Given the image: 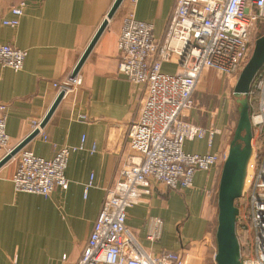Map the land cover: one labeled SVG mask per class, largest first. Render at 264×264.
<instances>
[{
	"label": "crops",
	"instance_id": "0c3cea01",
	"mask_svg": "<svg viewBox=\"0 0 264 264\" xmlns=\"http://www.w3.org/2000/svg\"><path fill=\"white\" fill-rule=\"evenodd\" d=\"M21 2L26 7L20 24L10 28L0 23V44L28 53L19 72L0 65V105L7 107L11 149L46 117L58 97L54 83L73 74L115 0H0L2 17L11 19L7 10ZM175 3L139 0L135 16L153 24L160 40L166 35ZM127 5L123 2L82 66L83 85L63 98L42 134L24 148L50 160L65 146L83 145L69 157L68 190L57 189L49 198L18 192L12 182L17 160L0 169V264H76L107 189L118 181L124 166L134 162L127 131L140 113L146 88L129 82L119 72L117 43ZM163 71L175 73L176 66L166 63ZM211 72L201 79L205 86L213 76H220L218 71ZM196 98V109L189 118L219 132L187 141L185 151L202 155L226 151L232 134L229 109L202 103L201 93ZM7 154L0 150V161ZM220 172L218 167L198 172L193 187L181 191L155 184L153 193L127 214L126 223L141 247L153 255L187 253L192 264H215L217 243L212 227L218 199L208 192L218 190ZM155 219L162 220L163 226L160 238L152 242L147 236L154 230Z\"/></svg>",
	"mask_w": 264,
	"mask_h": 264
},
{
	"label": "built area",
	"instance_id": "2783aa9c",
	"mask_svg": "<svg viewBox=\"0 0 264 264\" xmlns=\"http://www.w3.org/2000/svg\"><path fill=\"white\" fill-rule=\"evenodd\" d=\"M127 1L118 37L119 72L129 82L143 85L146 98L138 117L127 131L128 148L134 162L120 172L118 181L107 189L105 200L76 264H192L187 253L163 252L153 255L144 250L128 227V210L153 193L155 184L173 190H186L194 185L198 172L221 168L228 149L217 154H191L185 151L187 141L213 137L219 130L204 128L189 114L196 109L194 96L203 75L211 70L224 75L228 84H237L255 46L256 35L264 29V0H176L166 35L157 39L154 26L135 16L139 0ZM26 3L11 6V19L2 17L3 26L16 28L24 15ZM28 53L9 44H0V65L19 72ZM176 66L175 73L163 71V65ZM256 81L259 101L251 116L252 124L264 143V73ZM83 85L80 73L54 83L64 98ZM253 92L250 93V95ZM85 118V117H84ZM40 123L34 125L40 129ZM47 139V137H44ZM7 107L0 105V150L9 153ZM254 147V145H253ZM65 146L53 159L47 160L22 149L16 156L17 169L12 182L18 192L49 198L57 189L68 190L66 177L69 157L82 150ZM94 151V148L92 149ZM251 178L242 196L247 195L248 223L241 231L252 234L251 248L243 264H264V148L255 151L249 165ZM92 179L85 187V196ZM208 195L216 201L218 190ZM218 204L214 206L215 217ZM217 219V218H216ZM148 240L161 236L163 222L155 219ZM217 222L212 227L216 238ZM216 264V263H215Z\"/></svg>",
	"mask_w": 264,
	"mask_h": 264
},
{
	"label": "water",
	"instance_id": "95a60500",
	"mask_svg": "<svg viewBox=\"0 0 264 264\" xmlns=\"http://www.w3.org/2000/svg\"><path fill=\"white\" fill-rule=\"evenodd\" d=\"M124 0H115L107 18L104 20L93 40L87 47L72 76L80 73L82 66L96 45L97 41L113 19ZM264 68V34L255 42L253 53L243 68L234 88V96L238 104L239 120L228 148V154L221 168L218 186V216L216 243V264H243L241 246L237 235V220L240 214L236 202L242 197L250 161L253 157V124L250 115L249 96L252 85L260 71ZM64 98V93L58 95L48 114L40 124L44 129L58 105ZM40 133L39 129L13 148L1 161L0 169L9 163Z\"/></svg>",
	"mask_w": 264,
	"mask_h": 264
},
{
	"label": "rangeland",
	"instance_id": "374dc122",
	"mask_svg": "<svg viewBox=\"0 0 264 264\" xmlns=\"http://www.w3.org/2000/svg\"><path fill=\"white\" fill-rule=\"evenodd\" d=\"M263 34H264V29L261 28L259 30L258 34L256 35L257 36L256 40L258 38H260ZM256 40H255V42H256ZM211 71H213V70H211ZM211 71H208V72H211ZM218 75H220V76H213L211 78V81L208 84V86H205L204 83H201V82H200L201 84L199 83L197 92L194 96V102H195V104L197 103L196 95L198 93H201L204 95V100H202V103L207 104V105L212 104L213 109H215V107L219 106V105L225 106L224 108L229 109L230 114H231L232 134L230 136V140L228 143V147H227V149H228L229 145L233 139V136H234V133H235V130L237 127V123L239 120L238 104H237V100L234 96V88L236 85H234L233 82L231 85L228 84L226 82V79L223 77V75H221L220 73ZM256 88H257V85H256ZM254 92H255L254 95L252 94L249 96L250 115L251 116H252V113H251L252 106L256 107L258 104V101H259L258 100L259 99V92H258V95H256L257 91H254ZM260 137H261V135L260 136L258 135L257 129L253 126V142H252V144L254 145L255 151H257V152L263 151V148H264V143H263V140L261 139L262 137L261 138ZM15 158H16V156L13 159H15ZM253 160H254V152H253V157H252L250 162H252ZM247 200H248V197H247V195H245V196H242L237 201V202H239V205H237V206H238V208L240 207L239 208L240 214H239V217L237 220V235L239 237L240 246H241L242 261L246 260V258H247L246 256L248 255L246 248H251V243H252V234H248L249 237L247 239V237H246L247 235L245 236V234L241 231V228H240V227H242L243 224L246 225L247 223L249 226H246V228H250V226H251L250 220L247 219L248 211H249V209H248L249 205H248ZM217 216L218 215H216V218H217ZM215 222H217V219Z\"/></svg>",
	"mask_w": 264,
	"mask_h": 264
},
{
	"label": "trees",
	"instance_id": "16d2710c",
	"mask_svg": "<svg viewBox=\"0 0 264 264\" xmlns=\"http://www.w3.org/2000/svg\"><path fill=\"white\" fill-rule=\"evenodd\" d=\"M262 73H264V68L260 71V73L259 74H262ZM258 78H259V76H257V78H256V80H255V82L253 83V85H252V89H251V92H253V95H254V91H257V88H256V81L258 80ZM252 95V94H251ZM256 95H258V91L256 92ZM254 110H255V107H253L252 106V109H251V113L253 114V112H254ZM236 205H239V202H236ZM238 207V206H237ZM240 208V207H239ZM247 235V236H246ZM245 236L247 237V239H248V237H249V235L248 234H245ZM250 239V238H249ZM246 251L247 252H249V248H246ZM244 253V252H243Z\"/></svg>",
	"mask_w": 264,
	"mask_h": 264
},
{
	"label": "bare ground",
	"instance_id": "6f19581e",
	"mask_svg": "<svg viewBox=\"0 0 264 264\" xmlns=\"http://www.w3.org/2000/svg\"><path fill=\"white\" fill-rule=\"evenodd\" d=\"M252 142H253V141H252ZM252 145H253V144H252ZM250 164H251V162H250ZM250 164H249V165H250ZM250 177H251V169H250V166H249V168H248V172H247V178H246L245 188H246V186L248 185V182H249Z\"/></svg>",
	"mask_w": 264,
	"mask_h": 264
}]
</instances>
